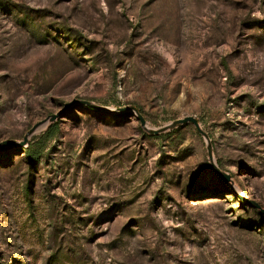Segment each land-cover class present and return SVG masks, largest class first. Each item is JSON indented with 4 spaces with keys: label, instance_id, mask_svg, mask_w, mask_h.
I'll list each match as a JSON object with an SVG mask.
<instances>
[{
    "label": "rangeland",
    "instance_id": "1",
    "mask_svg": "<svg viewBox=\"0 0 264 264\" xmlns=\"http://www.w3.org/2000/svg\"><path fill=\"white\" fill-rule=\"evenodd\" d=\"M73 100L195 118L233 185L192 125ZM50 116L0 149V264H264V0H0V142Z\"/></svg>",
    "mask_w": 264,
    "mask_h": 264
},
{
    "label": "water",
    "instance_id": "2",
    "mask_svg": "<svg viewBox=\"0 0 264 264\" xmlns=\"http://www.w3.org/2000/svg\"><path fill=\"white\" fill-rule=\"evenodd\" d=\"M76 105L87 106V107H90L96 111L111 113V114H122V113L133 114L136 117V119L139 121L141 128L144 131L148 132V134L154 135V136L160 135V134L165 133V132L173 131V130H175L179 127H182L184 125H189V124L192 125L194 127L195 131L197 132V134L205 142L207 158H208V161H209L211 168L214 171V173L224 182L230 183L231 186L233 185L230 175L221 171L218 168V166L216 165V163L213 159V149H212L211 141H210L207 133L201 129V127L199 126V123L197 122V120L195 118L184 117L182 119H177V120L172 121L170 124L166 125L165 127L161 128V129L150 130L146 127V122L143 119V117L137 112V110L134 107H124V108H117V109L110 110V109L105 108V107H100V106L94 105V104L87 102V101H79V100H73L67 104H64L63 109L59 115L63 114L65 111L70 109L72 106H76ZM59 115H57V116H59ZM57 116H50L47 119H44V120L36 123L35 125H33L28 130V132L24 135L21 142H15V141H2V142H0V149H5V148H9V147H12L14 149L26 148L28 146L29 140L35 135L36 131L39 130L40 128L47 127L48 124H52L56 120ZM236 196L245 206L250 207L251 209L257 211L261 216L264 217V208L259 203H257L254 200L247 199L238 193H236Z\"/></svg>",
    "mask_w": 264,
    "mask_h": 264
},
{
    "label": "trees",
    "instance_id": "3",
    "mask_svg": "<svg viewBox=\"0 0 264 264\" xmlns=\"http://www.w3.org/2000/svg\"><path fill=\"white\" fill-rule=\"evenodd\" d=\"M88 110L90 109L88 108ZM92 111L100 114L96 110H92ZM57 132H58L57 125L56 124L51 125L47 128L46 132L43 134L42 137H40L38 140H34L30 142L26 148H23L22 153L24 154L25 160L30 162L31 164L40 160L45 150L46 144L54 138ZM242 206L245 205L242 204Z\"/></svg>",
    "mask_w": 264,
    "mask_h": 264
},
{
    "label": "bare ground",
    "instance_id": "4",
    "mask_svg": "<svg viewBox=\"0 0 264 264\" xmlns=\"http://www.w3.org/2000/svg\"><path fill=\"white\" fill-rule=\"evenodd\" d=\"M41 129H43V128H40L39 130H37L36 133H35V135H36ZM240 195L243 196L242 193H240Z\"/></svg>",
    "mask_w": 264,
    "mask_h": 264
}]
</instances>
